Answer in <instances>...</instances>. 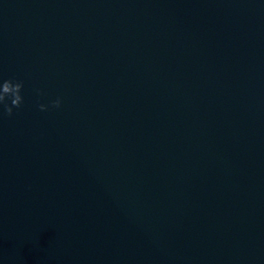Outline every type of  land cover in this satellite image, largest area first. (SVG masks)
<instances>
[{
	"label": "water",
	"instance_id": "95a60500",
	"mask_svg": "<svg viewBox=\"0 0 264 264\" xmlns=\"http://www.w3.org/2000/svg\"><path fill=\"white\" fill-rule=\"evenodd\" d=\"M13 77L0 264H264V0H0Z\"/></svg>",
	"mask_w": 264,
	"mask_h": 264
},
{
	"label": "clouds",
	"instance_id": "9594fccd",
	"mask_svg": "<svg viewBox=\"0 0 264 264\" xmlns=\"http://www.w3.org/2000/svg\"><path fill=\"white\" fill-rule=\"evenodd\" d=\"M23 88L24 82L22 80H17L14 77L8 79L0 78V116L11 117L13 115V109H19L22 106L24 102L22 95ZM61 103V99L57 98L51 102V106L59 108ZM39 109L41 111H47L48 105L39 104Z\"/></svg>",
	"mask_w": 264,
	"mask_h": 264
}]
</instances>
